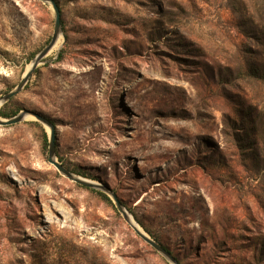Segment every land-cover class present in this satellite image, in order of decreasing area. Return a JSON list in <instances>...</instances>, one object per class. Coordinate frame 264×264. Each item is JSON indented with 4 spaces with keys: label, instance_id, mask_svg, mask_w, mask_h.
I'll use <instances>...</instances> for the list:
<instances>
[{
    "label": "rangeland",
    "instance_id": "rangeland-1",
    "mask_svg": "<svg viewBox=\"0 0 264 264\" xmlns=\"http://www.w3.org/2000/svg\"><path fill=\"white\" fill-rule=\"evenodd\" d=\"M54 1L59 41L0 104L29 114L0 125V264H173L135 228L179 264H264V0ZM55 26L0 0V102Z\"/></svg>",
    "mask_w": 264,
    "mask_h": 264
},
{
    "label": "water",
    "instance_id": "water-1",
    "mask_svg": "<svg viewBox=\"0 0 264 264\" xmlns=\"http://www.w3.org/2000/svg\"><path fill=\"white\" fill-rule=\"evenodd\" d=\"M46 3H49L53 6L55 12H56V26H55V34L53 37L52 42L50 45L36 58L33 65L31 66V69L26 74L23 81L20 83V85L17 87V89L10 94L6 95L1 103H7L11 101L16 95H18L25 85L29 82L30 78L34 74L35 70L39 67V65L42 63V60L53 50L57 42L59 41L62 33V17H61V11L59 6L54 0H40ZM29 114L27 112H23L16 117L12 119L7 120H1L0 119V125L3 126H10L15 125L18 123H21ZM35 117L42 122L44 125H46L50 129V162L56 166L61 172H63L65 175H67L69 178L77 181L79 184L84 185L86 187H95L96 185L86 182L84 180L78 179L75 176H73L69 171H67L58 161H56V142H57V134H56V127L53 125L51 121L44 118L40 115H35ZM105 191H108L107 189H103ZM115 201L117 202V208L124 214V216L128 219V215L124 212L122 209V205L117 199V197L114 196ZM138 234L151 246H153L157 251L162 253L165 257H167L173 264H179V262L174 259L171 254L160 244L156 243L155 241L151 240L148 236H146L144 233H142L138 228H135Z\"/></svg>",
    "mask_w": 264,
    "mask_h": 264
},
{
    "label": "trees",
    "instance_id": "trees-1",
    "mask_svg": "<svg viewBox=\"0 0 264 264\" xmlns=\"http://www.w3.org/2000/svg\"><path fill=\"white\" fill-rule=\"evenodd\" d=\"M262 46L264 47V43H262ZM258 56H259V54H258ZM260 57V56H259ZM258 70V72H260V69L258 68L257 69ZM255 72V71H254ZM264 72V71H263ZM255 76H256V73H255ZM259 79H264V75L262 76V77H259ZM17 114V113H16ZM15 114V115H16ZM0 115L2 116V117H4V118H6V119H10L11 117L13 118V116L12 115H9V114H3L2 112H0ZM14 115V116H15ZM251 124H252V129H251V131L249 132V130H248V136H256V132H257V128H258V122H257V120L256 119H252L251 120ZM255 128V129H254ZM250 139H251V137H250ZM48 140V137L46 136V141ZM249 142V141H248ZM105 196V199L106 200H108L109 202H111V200L106 196V195H104Z\"/></svg>",
    "mask_w": 264,
    "mask_h": 264
},
{
    "label": "bare ground",
    "instance_id": "bare-ground-1",
    "mask_svg": "<svg viewBox=\"0 0 264 264\" xmlns=\"http://www.w3.org/2000/svg\"><path fill=\"white\" fill-rule=\"evenodd\" d=\"M0 104H1V102H0Z\"/></svg>",
    "mask_w": 264,
    "mask_h": 264
}]
</instances>
